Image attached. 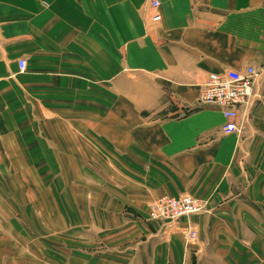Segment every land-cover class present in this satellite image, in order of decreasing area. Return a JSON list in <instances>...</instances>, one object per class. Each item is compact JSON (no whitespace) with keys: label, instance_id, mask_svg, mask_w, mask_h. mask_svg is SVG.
Masks as SVG:
<instances>
[{"label":"crops","instance_id":"obj_1","mask_svg":"<svg viewBox=\"0 0 264 264\" xmlns=\"http://www.w3.org/2000/svg\"><path fill=\"white\" fill-rule=\"evenodd\" d=\"M158 1L152 22L147 0H0V175L21 179L15 197L0 188L13 209L0 207V264H264V0ZM248 68L224 135L202 85ZM31 170L54 191L50 236L87 224L86 241L12 223L32 214ZM183 195L205 212L147 220L153 200Z\"/></svg>","mask_w":264,"mask_h":264},{"label":"built area","instance_id":"obj_2","mask_svg":"<svg viewBox=\"0 0 264 264\" xmlns=\"http://www.w3.org/2000/svg\"><path fill=\"white\" fill-rule=\"evenodd\" d=\"M149 8L154 11L151 16L152 22L160 19L158 0H148ZM25 61L19 60L17 63L20 72L25 71ZM256 73L248 68L244 73L226 71L222 74H209L198 97L199 106L217 107L223 118L224 123L221 131L224 135L237 133L239 128L235 123L239 108L247 101L251 95V89ZM204 203L191 196L181 197H162L155 200L149 207L150 218L155 221H175L187 218L205 211ZM195 232H189L187 238L194 239Z\"/></svg>","mask_w":264,"mask_h":264},{"label":"rangeland","instance_id":"obj_3","mask_svg":"<svg viewBox=\"0 0 264 264\" xmlns=\"http://www.w3.org/2000/svg\"><path fill=\"white\" fill-rule=\"evenodd\" d=\"M147 3H148V0H147ZM81 163L85 164L86 163L85 159L81 158ZM16 170L18 171L19 169H12V173L16 172ZM22 170H25V169H22ZM31 172H32V170H31ZM27 175H28V177H23L22 178L23 179L22 181L24 183H26V184H23L22 186L25 188V190L27 189V192L29 193L30 197H29V199H26V201H24V202H26L25 203L26 205H25L24 208L25 209L28 208V213H30V210H31L32 214L30 213L29 216L25 215L23 217V221H21L20 220L21 217L17 213H14L11 216V219H10L12 221V223H15V222H17V223L18 222L19 223L27 222V227H28L29 231H30L31 228H33V226L36 228L37 224L41 225L40 226L41 228H38V231L41 232V230H42L41 233L45 237L44 240L47 242V244L49 243L48 245H50L51 243H53L55 241L52 238H55V239L58 238V240H59L58 242L61 244L62 247H64L65 245L69 244L70 242L75 243L74 240L84 239V241H86L87 240V224H83V225H80V227H76L77 229L81 228L80 230H76V231H79V232L73 231L74 233H70L68 231H66V232H62L61 231L59 233H55L54 236H50V235H52V233H50L51 226H50L49 221L51 219L56 220L58 218V216H56V212H53V210L51 208L52 207L51 203L54 202V201L49 199V196H51V194L54 191H53L52 187H49L50 185H44V184L42 185L40 183L38 184V182H36V178H35L36 174L34 172H32L30 174L28 172ZM0 177H1V175H0ZM14 177H16V179H12L11 182H10L9 179H5L3 177L0 178V182L2 183V184H0V188H3V186L5 188L7 187L9 190L8 191L4 190V191H6L4 193L5 194L6 193H10V196H12V197H15V195L13 193H11L12 191H15V189H17V191H19V189H20V185L19 184H20V180H21L19 177H17L16 174L14 175ZM24 179H26V180H24ZM16 181H18L19 183L17 184ZM83 184L84 185L74 184V185H65V186L61 185V186H63V190L64 191H70V190L74 191V190H76V188H77V191H78V190H83L84 186H85V188L87 187V184L85 185V182ZM73 186H76V187H73ZM1 191H0V197L2 195ZM37 193L43 194L42 201L37 199V197L35 195ZM45 195H47L46 200H45ZM160 198H162V197H160ZM160 198H157V199H160ZM157 199H155V200H157ZM155 200H153L150 203V205ZM84 203H87V200H84L83 204ZM150 205H149V207H150ZM4 206H5L6 211H8V212L13 211V209L10 206V203L7 204L6 200L0 199V207L3 210H4ZM39 207L41 209V213L39 211ZM149 207H148L147 220L150 221V222H175V221H178V220H175V221H169V220L155 221V220H152L150 218ZM24 208L20 209L22 213L25 212V211H23ZM83 208H84V206H83ZM44 209H46V210L43 211ZM0 212H1V210H0ZM43 212H45V213L48 212V215L50 214V216L52 215L53 217L51 216V219L49 220L47 215H43ZM10 220H8L9 223H10ZM190 232H193V231H190ZM29 234L30 235L34 234V236H35L36 233L29 232ZM47 264H51V262L48 261Z\"/></svg>","mask_w":264,"mask_h":264}]
</instances>
